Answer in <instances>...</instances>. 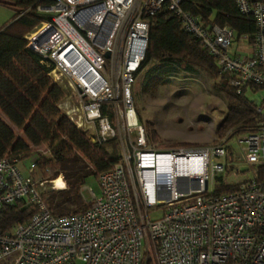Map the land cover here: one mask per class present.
<instances>
[{
    "label": "built area",
    "instance_id": "1",
    "mask_svg": "<svg viewBox=\"0 0 264 264\" xmlns=\"http://www.w3.org/2000/svg\"><path fill=\"white\" fill-rule=\"evenodd\" d=\"M50 1L38 8L51 17L26 36L28 47L53 83L65 79L73 92L66 100L80 114L70 122L92 142L116 138L122 160L98 178L92 207L69 216L46 206L48 181L35 178L34 162L25 174L0 160V209L20 201L36 208L28 222L0 232V264H264V0H233L255 25L252 43L239 45L230 27L185 12L184 0ZM164 12L180 20L238 94L254 87L261 94L255 128L235 138L250 178L231 193L209 190L228 167L230 132L203 148L146 146L131 89L148 43L144 18ZM152 209H161L159 218Z\"/></svg>",
    "mask_w": 264,
    "mask_h": 264
},
{
    "label": "trees",
    "instance_id": "2",
    "mask_svg": "<svg viewBox=\"0 0 264 264\" xmlns=\"http://www.w3.org/2000/svg\"><path fill=\"white\" fill-rule=\"evenodd\" d=\"M0 4L13 10L9 23L0 26V160L15 161L21 171L25 161L35 158L37 169H41L46 181H54L60 173L50 176V171L68 170L71 165L82 162L88 171L80 168L74 174L65 175V188L61 191L64 201L50 203L42 194L48 209H55L58 215L69 216L87 211L93 201L80 203L78 210H66L65 202L77 205L79 189L91 177L98 178L120 163L121 150L116 138L105 143L92 142L87 133L71 123L60 110L59 105L67 97L66 91L54 84L49 76L50 68L41 64L38 54L28 47L26 36L50 19V14L40 13L38 8H48L50 0H0ZM181 8L203 24L230 27L236 32V44L242 38L252 43L255 33L254 22L241 16L233 0H184ZM149 23L148 43L145 58L137 73L152 64L143 75L142 96L151 94L157 87L168 82V76L178 67L187 70H201L207 73L213 88L224 95L225 115L215 132L223 139L229 132L228 140H233L252 131L257 122V104L249 100L246 93L257 89L247 88L242 93L229 86V78L219 75L216 62L202 49L198 41L182 30L178 18L169 13H161L154 18H144ZM140 97V98H141ZM139 122L143 128L146 146L155 147L159 135L152 122ZM47 145L49 156L38 155L36 148ZM158 148L177 149L178 144L158 145ZM187 147V146H186ZM227 154L231 156L228 147ZM50 157L53 159L51 160ZM30 165V164H29ZM227 169L225 170V172ZM247 172L249 170L246 169ZM240 184L225 185L217 178L213 195L231 193ZM65 196L66 201H65ZM36 208L25 201L15 202L0 209V232H10L14 227L28 222Z\"/></svg>",
    "mask_w": 264,
    "mask_h": 264
},
{
    "label": "rangeland",
    "instance_id": "3",
    "mask_svg": "<svg viewBox=\"0 0 264 264\" xmlns=\"http://www.w3.org/2000/svg\"><path fill=\"white\" fill-rule=\"evenodd\" d=\"M13 15L14 12L11 8L0 4V26L9 23ZM239 47L244 48L243 45ZM151 67L152 64L133 76L131 94L136 115L140 114L142 122H152L159 135V142L154 148L167 150L166 148H158L157 146L170 144L182 145L184 146L182 148H203L212 146L216 140H220L215 136V132L225 115L226 101L224 95L213 88L211 77L201 70L194 69L190 71L184 66L178 67L168 76V82L165 85L159 86L151 94L141 97L142 77ZM62 82L61 88L64 91L66 89L67 96H72L73 92L68 87L65 88V79ZM260 95L259 93H246L247 98L256 104H260ZM65 100L66 98L59 105V108L70 121L69 117L79 115L80 111L74 99ZM74 118L77 119V117ZM139 125H141L140 122ZM226 147L230 149L232 155L222 159V162H225L228 167L227 171L219 177L222 178L225 185L242 184L250 178V173L246 171L247 168L239 156L240 147L238 141L236 139L229 140ZM35 151L38 155L49 156L47 145H42L36 148ZM50 159L52 160L53 158L50 157ZM34 160L35 158L33 157L25 161L20 168L24 170V167H26L27 169L29 164ZM80 168L83 169V172L88 171L87 167L82 162H79L71 165L66 171L67 174H65V171L61 172L62 169H60L50 171V176L60 173V177L63 180L65 175L69 177L70 174L81 171L79 170ZM24 173L26 174V170ZM33 175L37 179H45L40 168ZM61 185L63 188L60 190L56 187V184L47 182L41 188L42 194L48 197V202L61 203L64 201L61 191L65 188V183L64 185L61 183ZM209 190H214V186L209 188ZM90 192L96 197L100 195V187L91 177L87 178L85 185L79 189V203L75 205L65 202V209L70 211L78 210L81 206L80 203L91 200ZM66 198L65 196V201ZM51 211L58 215L55 209L51 208ZM150 212L152 214L151 218L157 219L160 217L161 209H152Z\"/></svg>",
    "mask_w": 264,
    "mask_h": 264
},
{
    "label": "bare ground",
    "instance_id": "4",
    "mask_svg": "<svg viewBox=\"0 0 264 264\" xmlns=\"http://www.w3.org/2000/svg\"><path fill=\"white\" fill-rule=\"evenodd\" d=\"M56 181V182H55ZM54 181V184H56V187L58 188V189H62L63 188V186L61 185V183L64 185V183L60 180V179H58V180H55Z\"/></svg>",
    "mask_w": 264,
    "mask_h": 264
},
{
    "label": "water",
    "instance_id": "5",
    "mask_svg": "<svg viewBox=\"0 0 264 264\" xmlns=\"http://www.w3.org/2000/svg\"><path fill=\"white\" fill-rule=\"evenodd\" d=\"M108 56H109L108 53H106V54L104 55L105 58H108ZM205 188H207V185H206V184H205Z\"/></svg>",
    "mask_w": 264,
    "mask_h": 264
}]
</instances>
